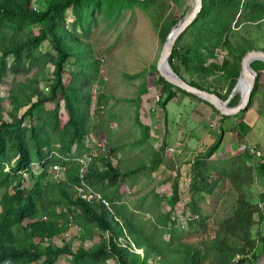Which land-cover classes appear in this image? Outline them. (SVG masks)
<instances>
[{
  "label": "trees",
  "instance_id": "16d2710c",
  "mask_svg": "<svg viewBox=\"0 0 264 264\" xmlns=\"http://www.w3.org/2000/svg\"><path fill=\"white\" fill-rule=\"evenodd\" d=\"M35 1L0 0V82L8 75L27 76L36 70L26 82L13 83L7 88L11 121L3 116L4 99L0 98V264L6 261L11 264H36L40 261L56 264L61 257H67L71 264H247L259 260L264 255V191L257 201L251 195L257 177L264 180V159L249 166L247 160L255 161L256 158L237 154L216 162L214 158L223 145L224 131L221 130L213 145L207 150H198L193 160L181 164L177 177L170 175L166 182L172 183V204L179 208L182 199L179 181L184 178L190 180L191 198L186 203L191 210L189 227L182 231L179 219L172 216L171 210L162 213L155 208L157 204H147L148 209L157 213L155 217L144 219L136 213L134 206L126 201L122 183L128 176L149 169L148 164L127 168L128 159L121 161V149L125 144L115 147L110 141L115 140L111 125L106 130L108 140H99L102 136L99 128H104L102 126L115 117L106 115L98 125L97 119L94 120L97 116L92 113L98 99L94 90L102 76L101 58L95 54L90 42L92 31L99 23L98 13L122 14L124 10H134L137 6L145 11L161 6L162 1L41 0L45 8L39 10L33 5ZM70 12L77 18L71 23L68 19ZM245 22L256 25L264 22V0H204L202 11L174 46L169 59L172 69L192 86L227 100L240 76L242 59L254 46L252 41L230 38L234 27ZM36 27L37 33L34 32ZM171 28L161 27L163 45ZM186 36L191 40L186 41ZM45 42L49 44L50 51L42 52ZM76 45L79 46L78 51ZM218 49L227 52L221 64L216 62ZM9 58H12L10 64L7 63ZM47 66L53 67L52 78L43 77ZM251 66L258 76L252 100L242 112L245 114L254 105L259 78L264 72L263 62H254ZM66 67L73 69L66 70ZM182 68L191 75V79L183 75ZM153 74L158 77V85L164 86H161L159 94L162 99L166 97L165 108L179 93L199 99L167 82L158 70V63ZM196 74L198 78L194 77ZM208 77L228 78V95L223 96L205 87L203 81ZM42 81L48 85L47 93L40 89ZM100 99L106 106L103 100L108 102L110 98L106 95ZM201 101L222 120L230 118L222 116L208 102ZM238 101L240 98L233 96L230 106H235ZM60 102L64 104L62 107ZM47 103L54 107L46 109ZM60 109L67 112L68 121L64 125L60 121ZM99 113L97 110L95 115ZM25 120H30V127L23 126ZM242 130L248 133L251 130L244 118L233 129L238 140H244L248 134ZM91 133L100 143H106V153L94 159L87 174L81 178L80 165L51 154L52 146L59 145L58 153L66 157L95 154L98 146L84 143L85 137H90ZM146 140L141 133L137 135L136 147L144 145ZM75 144L77 151L71 154ZM186 150H190L188 146ZM165 152L166 147L154 160H150V170L162 162ZM16 158L12 165V159ZM34 163H39L43 169L40 175L32 171ZM6 164L11 167L10 172L5 171ZM99 164L105 170H101ZM53 166L67 168L64 181L52 179L50 170ZM24 173L33 181L28 189L23 188ZM225 181L231 184L236 195L234 211L220 222L214 235L200 238V245L188 243L184 238L186 233L196 235L199 229L207 232L206 216L200 214L196 217L201 213L197 195H213ZM81 189L100 194L101 198L88 202L81 197ZM153 193V199H162L156 189ZM26 220L28 222L24 224ZM71 228L75 231L80 228L78 239L81 245L76 250L72 249L71 238L65 236ZM96 229L101 232L98 235L100 241L86 247L84 243L94 241L97 236ZM128 235L132 239L130 243ZM166 235L170 236L169 240L165 239ZM56 237L60 238L62 246L52 242ZM122 239L125 241L121 242ZM133 245L143 250V254L133 250ZM260 245L261 250L257 253Z\"/></svg>",
  "mask_w": 264,
  "mask_h": 264
},
{
  "label": "rangeland",
  "instance_id": "374dc122",
  "mask_svg": "<svg viewBox=\"0 0 264 264\" xmlns=\"http://www.w3.org/2000/svg\"><path fill=\"white\" fill-rule=\"evenodd\" d=\"M168 1L170 2V0H163L164 4L161 3V6L154 9L148 8V10L145 11H143L141 7L139 8L137 6L134 8V10H124L122 14H119L118 12L109 13L110 11L98 13L99 23L98 26L92 31V39L90 42L95 49V54L101 58L102 61L101 80L96 85L94 90V95L96 96L95 98L100 100L98 101V99H96L98 101L97 107H99L100 104L103 105L100 96L108 95L110 98L108 102L103 100L107 104L106 114H104V111H100L101 113H99V115H95V107H93L92 113L94 116H97L94 118V120L97 119L95 122L98 125L102 123L100 121L105 119L106 115H108V117L111 116V118H113L114 115V130H110L112 136L115 137V140L112 139L110 141L115 147H120L125 144V147L121 149V157H123V159L121 158V161L128 159V169L141 167L142 164H148L149 167V161L154 160L156 155H158L155 150L157 149L160 151L159 146H156V149L154 150L153 144L150 143H146L144 146L140 145L139 147H136L137 135H140V132L135 128V124L138 121V111L142 109V102L149 101L153 96L156 97L161 92V86H163L158 85V77L157 75L153 74V72H155L156 63L159 62L163 48L160 38L161 27L165 25L166 28H173L183 17H185L186 14L190 13L192 6L194 5V3H192L193 0H173L174 4L171 3L170 8ZM33 5L37 10L45 8L41 0H36ZM68 19L70 20V23L77 20V18L71 12L68 14ZM115 27L119 28L114 31L113 29ZM70 30H73V27ZM34 32H38L37 27L34 28ZM110 32L112 33L111 35ZM230 38L234 40L243 38L252 41L254 44V46L252 45L253 49H260V51L263 49L264 51V22H261L257 25L252 22H245L242 25L240 24L238 27H234L230 33ZM185 39L186 41L191 40V38L188 36H186ZM78 47V45L75 46L76 51H78ZM248 47H250V45H248ZM41 49L42 52L50 51V46L47 42H45ZM218 53L219 55L216 62L221 64L225 59L227 52H221L220 49H218ZM11 61L12 58H9L7 63L10 64ZM72 69V67H66V70ZM35 71L36 70H33L32 73L27 76L19 75L14 77L13 75H8L7 77L2 78V81L0 82V98L4 99L2 101V106L5 107V110L3 111L5 120L11 121L8 115L10 111V103L7 101L8 86L11 87L13 83L26 82L27 79L34 75ZM181 71L187 79H191V75L185 72L186 70L182 68ZM52 72L53 67L47 66L43 73V77L50 76V78H52ZM139 74H141L140 77H133ZM194 77L198 78L199 75L196 74ZM65 79H67V76H65ZM203 85L210 88L212 91L216 90L223 96H226L229 93L228 78L208 77L205 81H203ZM40 89L45 93L49 91L48 85H45L44 81L40 83ZM235 93L236 94L234 96L241 98L240 96L243 94V89L237 88ZM179 94L183 95L181 98L191 100L192 108L189 109L186 103L180 102H177L179 106L171 102L165 108L164 102L166 97H163L161 102H157L155 100V106L159 107L158 109H160V114L163 115L165 113H169L170 118L174 120L173 128L171 127L173 122L171 121L169 123L171 135L177 134V129H183V137L184 134L188 136V139H184L185 142L189 143L190 140H192V142L189 144H191V148L195 152L186 150L183 142L180 144V150L178 147H169L163 154L164 157L162 162L160 164L157 163L153 170H150L152 169V166H150L149 169H144L141 171V173L136 174L135 176H128L127 180L122 184L125 186L123 193L125 194L126 201H129L130 204L134 206L137 214L142 216L144 219H148L149 217L153 216L155 217L157 213L148 209L147 204H157L155 208L159 209V211L161 210L162 213H166L171 210L172 216L176 219H179L182 231H187L186 229L189 227L188 218L191 213V210L186 206V203L191 198V193L189 191L190 180L180 179L179 192L182 199L179 208H174L172 204L174 194L173 185L171 182H166L167 177L171 175L173 178H176L179 166L185 161L193 160V157L195 156L194 153L197 154L198 150L201 149L204 151L213 145L218 140L221 130L224 131L223 148L221 147L222 152H219L217 155L218 160L216 162L224 161L228 159L226 158L227 156H232L233 154H241L238 152V149L241 148L242 144H246L250 147H258L260 151L264 150V72L259 78V91L255 98L253 107H251V109L246 114L241 112L240 116L236 117L238 115L237 114L225 122L222 121L219 123L218 118L213 120L212 115L209 116V118L211 117L210 119H207L208 117H206L205 112L206 105L204 102H202L200 99L187 97V95L184 93ZM34 101H36V98ZM62 105L64 104L60 102L61 107ZM53 107V104H46V109L48 110L52 109ZM186 108L188 109V112ZM179 115H186V118L192 117V120L196 122L197 125H195V123L192 121H184V128L182 126H177L175 120ZM59 117L62 125L68 121L67 112L64 109H60ZM242 118H244L245 122L251 126V130L249 133L246 130H242L245 134H248L245 136L244 140H238V137H236L233 133V129L235 124L240 122ZM178 120V124L181 125L180 118ZM26 121L28 122L30 120H25L23 126L28 128L30 123H27ZM110 123L111 122L108 121L107 124L102 126L104 128H99L102 133V136H99L100 141L108 140V134L106 133V130L108 131V125H112ZM121 123H125L127 128L126 130L122 127ZM187 127H189L188 132L190 133L186 131ZM245 128L247 129V127ZM194 129L196 131L193 134ZM91 135L95 136L92 133ZM128 135L135 136L131 139V137ZM86 139H88V136L85 137V143ZM96 140L98 142L97 137ZM158 141L161 140L158 139ZM173 142H175L174 139ZM102 143L106 144L105 142ZM58 149L59 145H53V154L56 155L58 153ZM72 149L77 150L76 144ZM96 152L98 155L101 151L96 150ZM68 157L72 158L73 156ZM262 159L264 158L260 159L256 157L255 161L252 159L253 163L251 160H247V163L249 166H251L255 162H260ZM115 162L118 163V161ZM98 167L101 170H105L100 164ZM32 170L36 173L43 171V169L38 168V166H34ZM85 171L87 170L85 169ZM64 178L65 175L62 173H59L56 176V180ZM52 179L55 180V176H52ZM227 182L228 181L222 182L213 195H197V205L199 206L201 213H199L196 217H200V214L206 216L207 232L199 229V232L196 235H190L186 233L184 238L185 240H188V243L200 245L199 239L206 237V235H214L217 231V228L220 227V222H222L223 219H225L234 211L236 207V195L232 190L233 188L231 187V184ZM161 184H164L165 186H159ZM32 185L33 181L30 178L26 179L25 188L28 189ZM131 185H133V187H131ZM155 189L157 194L162 196V199H158L157 197L156 199H153L155 194L153 191ZM263 191L264 184L261 181V183L259 182V185H255L253 187L251 198L257 201L259 199L258 196L260 192L262 193ZM129 207L133 209L132 206ZM27 222L28 220H26L24 224ZM196 224L197 222L194 223V225ZM79 230L80 228H77L76 231L71 228L68 231V234H65L66 238H71L73 250H76L81 245V241L78 239ZM262 230L264 231V224L262 225ZM95 232L97 236L94 238V241H86L84 243L86 247H92L93 244H96L100 241L98 235H100L101 232L97 229ZM165 239L169 240L170 236L166 235ZM36 242H39V240H36ZM53 243L57 246H62V242L59 237H56V239L53 240ZM260 250L261 245L259 246L257 253H259ZM36 264H43V261H40ZM56 264L71 263L67 257H61L58 258ZM109 264H115V262H109ZM247 264H264V255L259 258V260L250 261Z\"/></svg>",
  "mask_w": 264,
  "mask_h": 264
},
{
  "label": "water",
  "instance_id": "95a60500",
  "mask_svg": "<svg viewBox=\"0 0 264 264\" xmlns=\"http://www.w3.org/2000/svg\"><path fill=\"white\" fill-rule=\"evenodd\" d=\"M143 1V0H139ZM204 0H194V5L190 13L185 15L169 32L166 42L163 45L162 53L158 62V70L161 76L169 82L173 87L179 88L189 94L196 96L197 98L211 104L222 116L234 117L237 114L245 111L251 100L252 94L256 85L257 72L252 68L251 64L257 61L264 63V51L263 49H252L249 51L241 62V72L238 76L236 83L232 89V93L227 100H223L217 94L208 92L206 90L199 89L192 86L180 75H178L171 67L169 59L173 53L174 46L179 37L194 23L198 15L203 9ZM245 84L246 92L240 97V102L235 106H230L232 97L236 94L235 90L238 84ZM11 264V263H7Z\"/></svg>",
  "mask_w": 264,
  "mask_h": 264
},
{
  "label": "crops",
  "instance_id": "0c3cea01",
  "mask_svg": "<svg viewBox=\"0 0 264 264\" xmlns=\"http://www.w3.org/2000/svg\"><path fill=\"white\" fill-rule=\"evenodd\" d=\"M162 3L163 0H161ZM185 1V0H184ZM169 2V1H168ZM171 3L174 4L173 0H170L169 4H170V8H171ZM194 3V0L193 2ZM120 27V26H119ZM119 27H115L113 30L116 31ZM112 33L110 32V35ZM109 35V33H108ZM181 96L183 95H180L178 94L176 96V98L171 101L173 103H175L176 105L179 106V104L177 102H180V103H186V105L188 106V108H192V105H191V100H188V99H185V98H181ZM188 97V96H187ZM155 100H156V97H152L150 98L149 101L147 102H142V109L141 110V113H140V110L138 111V115H137V118H138V121L137 123L135 124V128L143 135V136H146L147 137V144L150 143V144H153V149L155 150L156 146H159L160 147V151H158L157 149L155 150L157 152V154L161 153V151L166 147V149H168L169 147H173V148H176L178 147V149L180 150V144H182V142L184 143L185 147H189V149L193 152H195L192 148H191V143L192 140H190V142H185L186 139H188V136L184 134V137L182 135V131L183 129H180L178 131L177 134L175 135H171V130L169 128V123L172 121L173 124H172V128H173V125H174V120L170 118V115L169 113H165V114H160L159 113H155V112H152L153 111V108L155 107ZM257 101V100H256ZM187 109V108H186ZM194 111V109H193ZM187 112H188V109H187ZM206 117H208L207 119H210L209 116L212 115L213 116V120H216L218 118L219 120V123L220 122H225V121H228L230 118L228 119H225V120H222V118L220 116H218L209 106L206 105ZM193 113V112H192ZM192 115V114H191ZM264 115V114H263ZM180 118V123L181 125H179V119ZM184 121H192L193 123L196 124V122H194L192 120V117H187L186 118V115H179L176 120H175V123L177 126H182L184 128V125H183V122ZM115 123V120H112L110 124L111 125V130H114L113 128V124ZM122 127L126 130V125L125 123H121ZM142 125V126H141ZM156 125H159V129L157 130L156 129ZM167 125H168V128H167ZM190 127V126H189ZM189 127L186 128V131L188 132V129ZM195 129L193 130V134L195 133ZM185 133V132H184ZM190 133V132H188ZM129 137H134V136H131V135H128ZM158 139H160L161 141H158ZM173 139L175 140V142H173ZM185 139V140H184ZM163 142H164V145H163ZM146 143L144 145H146ZM142 145V146H144ZM176 145V146H175ZM222 148H223V145H222ZM184 149V148H183ZM183 149H182V155H183ZM181 152V151H180ZM222 152V149H220V153ZM196 155V153H194ZM219 154V153H218ZM233 155H236V154H233ZM217 156H215L214 160L217 161ZM184 161V160H183ZM150 162V161H149ZM150 164H152V162H150ZM184 164V162L182 163ZM251 164V163H250ZM150 168V166H149ZM181 168V165L179 166V169ZM178 169V171H179ZM186 178H184L185 180ZM187 180V179H186ZM264 184V180L261 178V177H257L256 179V185H259V182ZM164 184H161L159 186H162ZM165 186V185H164ZM261 193V192H260ZM129 202V201H128Z\"/></svg>",
  "mask_w": 264,
  "mask_h": 264
},
{
  "label": "built area",
  "instance_id": "2783aa9c",
  "mask_svg": "<svg viewBox=\"0 0 264 264\" xmlns=\"http://www.w3.org/2000/svg\"><path fill=\"white\" fill-rule=\"evenodd\" d=\"M162 100L163 99H162L161 95L158 94L156 96V101L157 102H161ZM97 103H98V101L95 100L94 106H93V107H95V111L100 110V111H104L105 112L107 107L105 105H101V104H100L99 107H97ZM158 108L159 107L155 106L153 108V112L159 113L160 109H158ZM27 123H31V122L28 121ZM28 127H30V126H28ZM155 127H156L157 130L159 129V125H156ZM84 143H85V141H84ZM90 143H93L94 145H97L99 147L98 149L101 152L98 155H97V152L95 154H85V155H83L81 157H72V158L71 157L69 158V157H66V156H62V155H60L58 153L56 155L55 154L54 155L56 157H59V158L64 157V158H66L67 161H71L72 160V161L76 162L78 165H80V170H79L80 177L84 178V176L87 174V171H85V169L88 170V166L92 163V161H94V159L98 158L101 154H105L106 153V146L104 145V143H100V141L97 142L96 136H92L91 135L90 137H88V139H86V143L85 144H90ZM76 151L77 150L72 149L71 153L75 154ZM238 152H240L241 154H243V155H245V156H247L249 158H256V157H258L260 159L264 158V150L260 151L258 147H250V146H248L246 144H242L241 148L238 149ZM51 154H53V152ZM94 157H96V158H94ZM38 168H40V166H38ZM66 169H67L66 167H62V166H53V167H51V170H50L51 177L55 176V180H54L55 182L64 181L65 178L56 180V176L59 173H62L66 177ZM41 172H39L37 174H40ZM83 184H85V183H83ZM79 191H80L81 197L83 199L87 200L88 202L94 200L95 198H98V199L101 198L100 194H97V193H94V192H90L89 190H87V191L85 190L84 191V190L81 189ZM109 204L110 203L107 202V205H109Z\"/></svg>",
  "mask_w": 264,
  "mask_h": 264
},
{
  "label": "clouds",
  "instance_id": "9594fccd",
  "mask_svg": "<svg viewBox=\"0 0 264 264\" xmlns=\"http://www.w3.org/2000/svg\"><path fill=\"white\" fill-rule=\"evenodd\" d=\"M106 111H107V109H106ZM106 111L104 112V114H106ZM18 158H16L15 160L14 159H12V165L15 163V161L17 160ZM14 160V161H13ZM34 164H36V165H34ZM33 165H32V168L34 167V166H40V164L39 163H34ZM40 168H41V166H40ZM10 170H11V167L8 165V164H6L5 165V171L6 172H10ZM33 171V170H32ZM34 172V171H33ZM43 172V171H42ZM41 172V173H42ZM40 173V174H41ZM34 174L35 175H40V174H37L36 172H34ZM23 176H24V185H23V188H25V181H26V179H29L30 177H29V175L28 174H23ZM29 177V178H28ZM2 211V207H1V205H0V212ZM56 239V238H55ZM54 240V239H53ZM128 240H129V243L132 241V239H131V237L128 235ZM125 241V239H122L121 240V242H124ZM48 242V240H46V243ZM53 242V241H52ZM128 243H126V244H124L123 245V247H126V245H127ZM46 245H48V243L46 244ZM60 247V246H59ZM133 250H136V252L138 253V252H141V253H138V254H140V255H142L143 254V250H141V249H137V247L135 246V245H133ZM8 262L6 261V262H3L2 264H7ZM39 263V262H38Z\"/></svg>",
  "mask_w": 264,
  "mask_h": 264
},
{
  "label": "bare ground",
  "instance_id": "6f19581e",
  "mask_svg": "<svg viewBox=\"0 0 264 264\" xmlns=\"http://www.w3.org/2000/svg\"><path fill=\"white\" fill-rule=\"evenodd\" d=\"M245 87H246L245 84L241 83V84L237 85L236 90H237V88H242L243 89V94H245V92H246V88Z\"/></svg>",
  "mask_w": 264,
  "mask_h": 264
}]
</instances>
